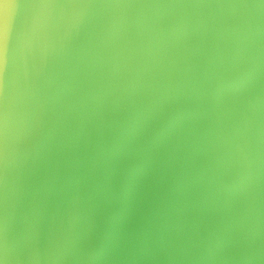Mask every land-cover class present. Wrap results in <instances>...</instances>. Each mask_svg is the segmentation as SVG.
<instances>
[{"label": "water", "instance_id": "water-1", "mask_svg": "<svg viewBox=\"0 0 264 264\" xmlns=\"http://www.w3.org/2000/svg\"><path fill=\"white\" fill-rule=\"evenodd\" d=\"M0 264H264V0H0Z\"/></svg>", "mask_w": 264, "mask_h": 264}]
</instances>
